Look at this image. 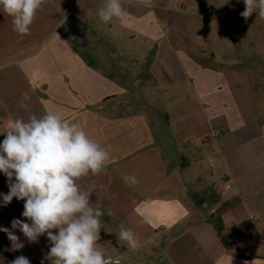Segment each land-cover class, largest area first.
<instances>
[{
    "label": "crops",
    "instance_id": "0c3cea01",
    "mask_svg": "<svg viewBox=\"0 0 264 264\" xmlns=\"http://www.w3.org/2000/svg\"><path fill=\"white\" fill-rule=\"evenodd\" d=\"M176 1L122 0L125 22L105 24L97 11L106 0H46L24 36L0 12V142L14 119L32 114L61 109L83 123L112 163L78 183L105 211L101 250L122 264H264V128L230 104L221 73L177 48V30L160 20ZM150 68L171 96L181 82L193 92L163 107L160 131L141 90ZM126 175L139 183L127 186ZM8 191L0 172V193ZM23 204L2 206L0 197V226L24 219ZM121 225L135 233L136 250L119 240ZM15 234L25 246L13 251L0 232V264L21 255L41 264L47 237Z\"/></svg>",
    "mask_w": 264,
    "mask_h": 264
},
{
    "label": "clouds",
    "instance_id": "9594fccd",
    "mask_svg": "<svg viewBox=\"0 0 264 264\" xmlns=\"http://www.w3.org/2000/svg\"><path fill=\"white\" fill-rule=\"evenodd\" d=\"M46 0H0V12L12 18V30L29 35L31 25ZM240 16L247 20L253 13L264 18V0H243ZM105 24L113 19L124 23L128 12L122 0H106L97 11ZM21 108L27 105L21 102ZM0 142V172L8 181L7 194L0 193L3 205L13 198L24 201V219L14 218L11 227L0 226L11 242L13 251L25 244L15 233L21 232L28 243H38L41 236L49 241V251L41 260L50 264H113L101 250L100 232L105 211L100 202L92 204V191L83 190L78 181L88 175L107 174L112 163L110 152L91 138L81 122L65 118L63 110L48 111L27 120L14 119ZM133 187L136 175L122 178ZM95 205V206H94ZM111 217L109 210L106 214ZM145 223H150L144 216ZM53 230H58L54 232ZM120 241L129 249L139 247L131 229L120 226ZM10 264H31L26 256H18Z\"/></svg>",
    "mask_w": 264,
    "mask_h": 264
},
{
    "label": "rangeland",
    "instance_id": "374dc122",
    "mask_svg": "<svg viewBox=\"0 0 264 264\" xmlns=\"http://www.w3.org/2000/svg\"><path fill=\"white\" fill-rule=\"evenodd\" d=\"M176 2L175 9L160 20L166 30H177V48L202 66L221 73L224 80L219 88L222 93L230 94V104L240 109L246 121L256 118L264 128V18L256 13L247 20L241 17L245 10L243 0ZM148 71L153 77L151 68ZM162 84L153 77L141 89L157 131L162 130L160 121L163 124L165 119L163 107L187 101L189 92L193 94L191 87L181 82L179 93L171 96L172 91H164Z\"/></svg>",
    "mask_w": 264,
    "mask_h": 264
},
{
    "label": "built area",
    "instance_id": "2783aa9c",
    "mask_svg": "<svg viewBox=\"0 0 264 264\" xmlns=\"http://www.w3.org/2000/svg\"><path fill=\"white\" fill-rule=\"evenodd\" d=\"M218 134H219V132H215V135H218ZM110 258L112 259L113 264H122L124 262L123 259L120 257L110 256Z\"/></svg>",
    "mask_w": 264,
    "mask_h": 264
}]
</instances>
